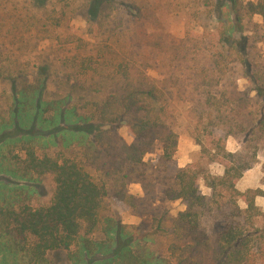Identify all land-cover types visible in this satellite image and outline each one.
I'll use <instances>...</instances> for the list:
<instances>
[{
  "label": "trees",
  "instance_id": "16d2710c",
  "mask_svg": "<svg viewBox=\"0 0 264 264\" xmlns=\"http://www.w3.org/2000/svg\"><path fill=\"white\" fill-rule=\"evenodd\" d=\"M197 1L217 22L214 51L184 58L158 79L148 72L157 66L125 46L138 33L134 24L157 23L156 1L26 0L29 28L16 36L19 54L0 62L7 85L0 106V253L13 264H52L50 256L61 255L74 264H264V210L255 201L264 190L236 188L264 148V62L255 58L249 33L256 27L251 17L264 22V0ZM77 14L96 53L70 70L34 62L30 31H57ZM142 34L158 49L170 36ZM167 87L185 105L200 158L224 168L206 179L210 194L201 193L195 169L175 160ZM122 126L130 142L119 134ZM229 137L243 149L228 152ZM42 180L52 187L46 202L34 198ZM132 183L183 210L154 215L149 230L123 223L114 207L135 212L142 202L129 193Z\"/></svg>",
  "mask_w": 264,
  "mask_h": 264
},
{
  "label": "rangeland",
  "instance_id": "374dc122",
  "mask_svg": "<svg viewBox=\"0 0 264 264\" xmlns=\"http://www.w3.org/2000/svg\"><path fill=\"white\" fill-rule=\"evenodd\" d=\"M154 1L160 6L157 23L155 25L150 22L134 24L138 33L129 40L131 45L126 43L125 46H131L139 57L152 62V66H157L154 67L155 70L149 69L148 72L154 78L163 79L164 76H168L166 72L172 65L182 64L185 59L189 60L193 57L199 60L214 51L217 22L211 13L200 8L197 0ZM221 1L223 2V0ZM4 5L5 9L3 5H0V62L8 64V62L14 61L16 54H19L17 49L20 48V44L16 40L18 32L26 31L29 27L23 24L26 21L24 16L26 0H5ZM20 16L23 17V20L19 19ZM13 21L18 25H13ZM251 23H256L255 31H249L256 39L254 56L257 60L264 62V22L259 15H254L251 17ZM144 30L153 32L155 30L156 35L168 32L170 36L163 40L159 49L153 48L149 40L142 34ZM30 33L32 38L29 48L35 57L34 62H44L43 60L52 62L61 70L65 68L70 70L74 65L79 64L86 54L96 53L98 46L95 44V40L91 39V35L87 34L84 19L79 14L74 15V19L70 18L67 26L57 28V31L35 34V30H31ZM176 46L180 47V53L177 56L174 55ZM24 58L19 56L18 59L22 62L25 60ZM238 86L244 90L248 83L245 79L239 78ZM5 90H7V85L0 82V106L3 104L1 95ZM166 90V94L173 97L169 116L170 121L173 122V129L178 134L175 160L179 167L191 166L195 169L199 174L201 193L210 194V189L206 186V179L212 176H222L224 168L219 163L200 158V148L189 135V123L184 115L185 105L175 99V93L171 89L167 87ZM118 132L127 142L131 141L126 126L120 127ZM242 149L243 146L236 138H228L226 142L228 152H237ZM158 152L159 146H156L155 152L148 154L144 160L154 158ZM254 160L252 167L243 173L236 184L240 191H245L247 188L264 190V148L258 150ZM34 186L35 200L48 201L52 188L50 182L42 180L35 183ZM128 191L130 194L142 198L138 210L134 212L119 205H116L113 210L123 223L137 224L142 230L150 229L154 215L174 216L178 211L183 210V206L178 202L170 203L159 195H147L139 183L130 184ZM256 204L264 209V198H256ZM50 259L53 261L52 264H74L67 261L64 255L58 258L50 256ZM12 262L11 257L0 253V264H13Z\"/></svg>",
  "mask_w": 264,
  "mask_h": 264
},
{
  "label": "crops",
  "instance_id": "0c3cea01",
  "mask_svg": "<svg viewBox=\"0 0 264 264\" xmlns=\"http://www.w3.org/2000/svg\"><path fill=\"white\" fill-rule=\"evenodd\" d=\"M247 171H249V170H247ZM236 188H237V186H236ZM247 189H252V188H247ZM247 189H246V190H247ZM258 197H260V196H258ZM258 197H256V198H258ZM263 198H264V197H263ZM255 201H256V200H255ZM260 208H261V207H260ZM262 209H263V208H262ZM263 210H264V209H263Z\"/></svg>",
  "mask_w": 264,
  "mask_h": 264
}]
</instances>
